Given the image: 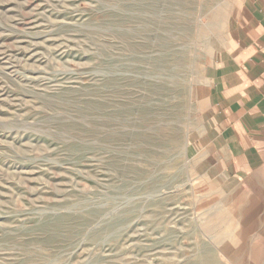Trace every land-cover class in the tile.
Wrapping results in <instances>:
<instances>
[{"label":"rangeland","instance_id":"rangeland-1","mask_svg":"<svg viewBox=\"0 0 264 264\" xmlns=\"http://www.w3.org/2000/svg\"><path fill=\"white\" fill-rule=\"evenodd\" d=\"M241 3L0 0V264H264L204 111Z\"/></svg>","mask_w":264,"mask_h":264},{"label":"crops","instance_id":"crops-1","mask_svg":"<svg viewBox=\"0 0 264 264\" xmlns=\"http://www.w3.org/2000/svg\"><path fill=\"white\" fill-rule=\"evenodd\" d=\"M216 51L205 100L218 162L232 175L264 163V0H242Z\"/></svg>","mask_w":264,"mask_h":264}]
</instances>
